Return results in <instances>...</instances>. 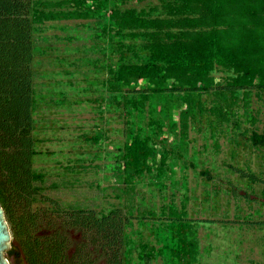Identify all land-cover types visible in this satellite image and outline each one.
<instances>
[{
	"label": "rangeland",
	"instance_id": "374dc122",
	"mask_svg": "<svg viewBox=\"0 0 264 264\" xmlns=\"http://www.w3.org/2000/svg\"><path fill=\"white\" fill-rule=\"evenodd\" d=\"M115 1L138 9L160 2ZM2 10L10 15L8 5ZM99 30L96 19L90 18L48 21L34 32L40 48L29 65L27 81L37 99L32 113L37 127L26 128L25 114L17 124L11 120L14 125L0 120V186L12 217L24 224L27 233L39 236L42 244L51 239L64 242L65 254L56 264H144L140 245L152 241L161 245L167 234L160 222L168 220L170 205L179 209L185 205V217L197 230L199 243L194 264H264V91L251 88L248 99L241 97L230 119L216 129L198 111L183 157L177 163L171 161L174 166L167 176L145 175L130 187L113 168L127 137V110L111 105L109 86L104 85L108 64L119 55L112 53L109 36H96ZM0 71L4 73L2 67ZM229 74L223 67L215 72L218 80ZM128 93L124 88L120 99ZM170 93L156 99L168 103ZM210 98L204 113H210ZM214 103L223 104L222 98ZM148 115L136 120L145 127ZM172 117L178 118V110ZM152 132L144 130V134ZM97 134L99 142L89 138ZM162 136L168 137L165 146L169 148L173 133L167 129ZM8 139L12 143L6 145ZM33 139L38 152L29 159ZM1 154L16 155L18 165L26 170L22 167L19 175L11 174L2 165ZM31 171L41 177L32 179ZM30 179L33 188L28 186ZM164 208L168 213L163 218ZM110 209L125 231L105 239L93 224H83L85 216ZM27 233L15 241L14 255L6 253L11 264H32L25 255ZM165 260V256L156 257L147 264H165Z\"/></svg>",
	"mask_w": 264,
	"mask_h": 264
},
{
	"label": "trees",
	"instance_id": "16d2710c",
	"mask_svg": "<svg viewBox=\"0 0 264 264\" xmlns=\"http://www.w3.org/2000/svg\"><path fill=\"white\" fill-rule=\"evenodd\" d=\"M7 5L9 16L2 13ZM90 18H95L100 25L96 36H109L112 53L119 55L115 63L108 64L109 77L104 85L109 86L107 99L111 105H123L127 110V137L119 147L113 168L130 187L145 175L167 176V170L174 166L171 161L177 163L183 157L198 111L210 120L212 129H216L230 119L232 108L241 97L248 99L251 88L264 91V0H160L158 4L140 9L123 7L115 0H0V68L4 71H0V120H13L17 124L25 114L26 128L29 130L32 124L37 127L32 118L37 99L27 81L32 71L29 65L40 48L34 32L41 30L44 22ZM218 67L231 74L218 80L215 76ZM124 88L129 93L120 99ZM166 92L172 95L170 101L166 99L168 103L156 99V96L167 97ZM208 97L212 106L210 113H204L208 109ZM218 97L223 104L214 103ZM174 110H178L177 119L172 117ZM146 112L150 115L144 127L136 117ZM153 113L165 117L159 120ZM146 127L152 134H144ZM166 128L174 135L169 148L165 146L168 137L162 136ZM156 134H161L162 139ZM89 138L99 142L101 137L97 134ZM261 141L264 142V138ZM6 143L9 145L12 141L8 139ZM29 143L31 159L38 152L34 149L37 140ZM1 156L2 165L9 168L11 174L19 175L23 171V164L20 168L16 155ZM23 168L26 170L25 166ZM39 177L40 173L31 171L32 179ZM27 183L33 188L31 179ZM0 202L13 234V245L7 251L11 256L16 251L15 241L18 237L22 240L27 230L12 217L1 186ZM166 209L165 212L162 209L160 215L164 218L169 212L168 220L160 223L164 224L167 235L161 245L155 241L142 243L140 261L147 264L149 259L165 256V264H194L199 243L197 230L185 217V205L179 209L171 204L167 213ZM113 212L110 209L85 216L83 224L94 225L99 235L109 239L123 228L120 219L112 217ZM88 230L86 227L87 233ZM64 232L67 234L65 229ZM27 234L25 255L32 264H56L65 254L64 242L49 236L51 240L42 244L39 236L37 239ZM37 247L40 251L34 252ZM125 253L128 256L126 250Z\"/></svg>",
	"mask_w": 264,
	"mask_h": 264
},
{
	"label": "water",
	"instance_id": "95a60500",
	"mask_svg": "<svg viewBox=\"0 0 264 264\" xmlns=\"http://www.w3.org/2000/svg\"><path fill=\"white\" fill-rule=\"evenodd\" d=\"M13 245V234L5 209L0 202V264H11L7 251Z\"/></svg>",
	"mask_w": 264,
	"mask_h": 264
}]
</instances>
